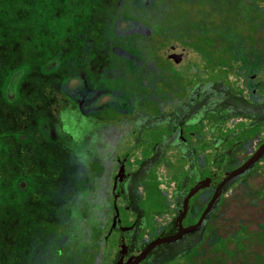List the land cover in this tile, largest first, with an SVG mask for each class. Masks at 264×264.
I'll list each match as a JSON object with an SVG mask.
<instances>
[{
    "label": "flooded vegetation",
    "instance_id": "flooded-vegetation-1",
    "mask_svg": "<svg viewBox=\"0 0 264 264\" xmlns=\"http://www.w3.org/2000/svg\"><path fill=\"white\" fill-rule=\"evenodd\" d=\"M137 4L128 7L144 15L92 7L73 18L72 31L43 38L38 128L52 166L43 176L39 262L264 259L223 256L241 230L264 247V217L251 230L238 210L250 200L252 216H264V76L256 78L264 31L242 54L221 43L206 49L187 25L165 21L160 6ZM12 179L26 194L35 178Z\"/></svg>",
    "mask_w": 264,
    "mask_h": 264
},
{
    "label": "rangeland",
    "instance_id": "rangeland-1",
    "mask_svg": "<svg viewBox=\"0 0 264 264\" xmlns=\"http://www.w3.org/2000/svg\"><path fill=\"white\" fill-rule=\"evenodd\" d=\"M4 1V7H10L9 10L11 9V14L7 21L11 28L7 33L9 36L11 34L13 37L18 36L24 40L14 42L19 46L21 53L18 54V56L22 54L19 58H22L24 62L19 63L18 65L21 66L17 67L14 71H9L8 74L5 75V77L7 76L6 79L2 81L4 85H6V83L8 84L6 92L7 97L10 99L17 97L18 102L22 101V97L26 96H36L39 98V103L36 102L38 106H34V111L31 110L32 115L36 118L39 125L41 123H39L40 119L43 122V117H36L40 112L43 113V38L45 36L53 38L57 32L72 31L73 18L78 15H85L83 10L87 12L89 9L90 12L92 7H94V11H100L101 5H107L112 11L116 10V12H118L120 9L129 8L128 6H139L137 2L142 0H25L27 5L22 3L23 0ZM143 1L148 2L147 5L150 10L152 6H160L158 9L162 11L161 15L165 18V21L170 24L187 22L195 24L196 26L193 28L195 33L194 41L198 42L203 38V34H196L197 29L203 27L204 29L210 30V34L205 38L211 41L215 40L213 44L214 48H218L221 44L226 50L232 47L229 40L220 39L221 35H225L226 37V35L231 34L229 33L231 25L234 27V32L238 35H242L246 43L252 42V39L248 38L250 29H252V27L258 28V24L251 19L254 16L252 15L253 13L250 14V12H254V7L250 5V10L249 7L242 5L248 3V0H241L242 4L236 0ZM77 2L80 5L76 7L75 5ZM257 4L264 7V2H257ZM121 6L125 7L123 8ZM134 9L129 8V10H132V15H144V13L142 14L139 11V8L134 7ZM4 14H8L7 10ZM89 14L91 13L86 15ZM95 15H99V12L95 13ZM116 15H127V13L121 12ZM157 15L160 17L159 13H157ZM260 20L264 22V19ZM3 29L4 28L1 27V30ZM1 34L2 32H0V35ZM242 37L239 36V38H237V44L241 43ZM260 41L261 40H258V43H260ZM18 56L16 57L15 55L16 58H18ZM14 63L16 62L14 61ZM19 70L23 71V73L21 74ZM35 79L41 81L39 86L35 85ZM4 85H0V90L5 88ZM33 126L36 127L34 124ZM27 144L25 150L29 156V160L37 163V167L34 164L36 169L30 167L31 169L27 172L25 166L28 168V165L31 163L21 164L19 161V165L22 166H17V157L13 158V156H8L10 161L13 158V162H11L13 168L11 170H9V163L6 160L3 162L0 161V185L2 188L4 187V189L0 190V259H4L2 261L0 260V264H17L18 259H21L25 255L23 251L24 246L27 247L28 254H26V256L30 259L29 262H39V259H35V256L40 255L43 250L42 236L44 216L39 211L43 207L41 204V200L43 201V176L47 175L46 167L52 166L49 162L50 156H44L46 154L49 155L50 152L45 146H49V143L46 142V138L43 136V127H37V129L31 133L30 140H28ZM53 151L55 150L53 149ZM32 165L33 164H31V166ZM19 170H24L26 175H31V177L35 178L32 180L28 190L29 192L26 194H23L20 190L14 189L15 182L9 176L10 171L13 174L14 172L18 173ZM22 187L24 186L22 185ZM249 201L250 200L240 201L238 210L241 211V218L247 223L250 222V229L255 230L256 227L254 224L258 223L259 218L264 216H252L254 208H248ZM260 205V209L264 211V203L261 202ZM23 208L36 210L34 212L35 214H28ZM263 211L261 213H263ZM50 217H52V215L49 214L47 219ZM22 226H24L25 229ZM239 234L241 237L244 236L245 239L242 240L240 237L239 242L236 244L234 243L233 246L227 242L223 250L224 258H229L233 255H244L249 257L253 252H259L261 255H264L262 243L260 244L261 247H253V239L249 238V234L246 231L241 230ZM38 237H42L40 243L33 242ZM257 238L264 241V233L257 234ZM25 239L26 242H24ZM38 240L39 238L36 241ZM30 241H32V243ZM229 241H231V239H229ZM189 256L191 255H188V257ZM223 260L224 262L232 261L233 264H243V261H247V259H242L241 257L240 259ZM179 261L181 264H197L195 260L188 259L187 257ZM232 262H228V264H232ZM172 264H177V262ZM198 264L204 263L199 262ZM205 264L208 263L205 262Z\"/></svg>",
    "mask_w": 264,
    "mask_h": 264
},
{
    "label": "trees",
    "instance_id": "trees-1",
    "mask_svg": "<svg viewBox=\"0 0 264 264\" xmlns=\"http://www.w3.org/2000/svg\"><path fill=\"white\" fill-rule=\"evenodd\" d=\"M10 1L11 0H7V2H10ZM236 1L242 4L241 0H236ZM257 2L258 3L264 2V0H248V3L242 4V5L249 7L250 10H251L250 5L254 7V10H253L254 12H250V14L253 13L252 15H254L251 19L252 21L258 24V28L252 27V29H250V32H249L250 35L247 34L249 39H252L253 34L257 32L258 30L264 31V22L260 20V19H264V7H262L261 5H258ZM22 3L24 5H27L25 3V0H23ZM4 4H5V1L1 0L0 1V30H1V27L4 29L0 31L2 32V34L0 35V85L2 84L4 85V82L2 80L6 79L7 76L5 77V75L8 74L9 71H14L17 67L21 66V65H18L19 63L24 62L22 58H19L22 54L18 56V54L21 53V51L19 50V46L14 43L16 41H24V40H22L18 36L13 37L11 36V34L9 36V34L7 33L11 28L10 25L7 23V21L9 20V16L11 14V9L9 10L10 7L8 8L4 7ZM6 10L8 14H4ZM183 24L188 26L186 31L194 32L193 28H195L196 26L195 24H190L189 22L183 23ZM233 29L234 27L233 25H231V28L229 31V33L231 34L226 35V37L225 35H221L220 39L229 40V42H231L232 44V47L236 48L237 52L242 54V50L252 47V44H250L252 42L246 43L243 40L242 35L236 34ZM196 33L203 34V38L198 41L199 46L201 43L204 47H206V49L213 48V44L215 43L214 42L215 40L211 41L210 39L205 38L207 35L210 34V30H207L201 27V29L196 30ZM239 36L242 37L241 38L242 41L241 43L237 44V38H239ZM15 55L16 57L18 56V58H16ZM14 61L16 63H14ZM19 72H21V74L23 73V71H20V70ZM37 79H35V85L39 86V83H41V81ZM30 82H31V79H30ZM4 87L5 88L3 90H0V161L3 162L4 160H6L9 163V170H11L13 168V165L11 164V162H13L12 160L14 157H17V163H18L17 166H22V165H19V161L21 162V164H27V161H29V156L27 155V152L25 149H26V146L28 145L27 144L28 140H30L31 133L38 127V121H36V118L32 115L31 110L34 111V106H38L37 103H39L38 101L39 98L36 96H32V97L26 96V97H22V101L17 102L18 100L17 97L15 100H11L7 97V92H6V90L8 89L7 83L6 85H4ZM33 99H37V100H33ZM36 117H43V113L40 112L39 114L36 115ZM40 122H41V119L39 123ZM33 124L36 125V127H34ZM8 156H13L11 161L9 160ZM34 162L31 161V164H33L31 168L36 169L35 166L37 167V163H34ZM25 167L27 168V166ZM20 172H24V170H19L18 173L14 172L13 174L10 171L9 176L11 178L18 177ZM1 189H4V187L3 188L1 187L0 190ZM14 189H16V186L14 187ZM42 237H38L39 238L38 241H36L38 239L36 238V240L33 242L40 243V240H42L41 239ZM239 239L237 238V235L234 236L233 240L235 244L239 242ZM244 239L245 237L242 236V240ZM30 242L32 243V241ZM23 251L25 252L24 256H26V254H28L26 246L23 247ZM42 256H43V250L41 251L40 255L35 256V259H40ZM2 260L4 259H1V261ZM29 261L30 259L29 260L28 259H18L17 264H28ZM31 264H40V262H31ZM243 264H264V259H247V261L245 262L243 261Z\"/></svg>",
    "mask_w": 264,
    "mask_h": 264
},
{
    "label": "water",
    "instance_id": "water-1",
    "mask_svg": "<svg viewBox=\"0 0 264 264\" xmlns=\"http://www.w3.org/2000/svg\"><path fill=\"white\" fill-rule=\"evenodd\" d=\"M259 76L263 77L264 76V72H262L261 74H259L256 78H258ZM248 165L244 166L241 170H239L238 172H236L235 174H233V176L239 175L240 173L244 172L247 169Z\"/></svg>",
    "mask_w": 264,
    "mask_h": 264
}]
</instances>
